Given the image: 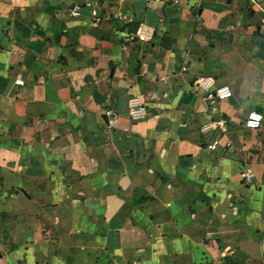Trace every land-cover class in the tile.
I'll use <instances>...</instances> for the list:
<instances>
[{
  "label": "crops",
  "instance_id": "obj_1",
  "mask_svg": "<svg viewBox=\"0 0 264 264\" xmlns=\"http://www.w3.org/2000/svg\"><path fill=\"white\" fill-rule=\"evenodd\" d=\"M86 1L0 0V264H95L104 238L133 229L161 247L145 264H264V0H97L98 21L70 14ZM203 75L233 96L212 104ZM253 110L259 129L245 126ZM219 119L225 130L201 131ZM59 173L101 174L94 203L114 204L96 244H74L29 195L5 197Z\"/></svg>",
  "mask_w": 264,
  "mask_h": 264
},
{
  "label": "rangeland",
  "instance_id": "obj_2",
  "mask_svg": "<svg viewBox=\"0 0 264 264\" xmlns=\"http://www.w3.org/2000/svg\"><path fill=\"white\" fill-rule=\"evenodd\" d=\"M73 176L74 178H72ZM97 177H101V174L81 173L76 176L59 173L52 178L49 175L48 177H41L39 182L42 184V188L40 187L36 190L31 189L24 191L20 189L5 191V197H14L15 199L19 194L29 195V197L33 198L32 203L36 204V206L34 205L37 207L35 210L40 209V214L44 211L48 217L49 214L52 216L55 215L56 220L53 221L52 226L62 232L67 229L68 235L70 234V240L74 244H80L83 239L81 236L82 233H88L90 235L96 233L93 232L95 230L94 221L98 214L103 217L105 215V218H107L109 214L113 213L112 205L114 204V201L111 199L112 196L109 197V199L106 197L107 200L101 208L102 211H100L94 203L96 200L98 201L97 198L99 195L97 188H94L97 185ZM27 181L34 183L33 177H28ZM71 181L77 183H71ZM49 182L56 184L53 189L52 187H48ZM62 185L64 186L62 187ZM101 196L103 197V195ZM99 198L101 199V197ZM26 210L27 212L28 210L32 212L35 211L32 207H27ZM84 219H88L89 225L86 223L85 226V223L81 222V220ZM46 220L48 221L49 218ZM47 224L48 223H46V225ZM94 238L95 237L91 235V239L89 240L94 242L96 241ZM104 239L106 240V250L101 253L103 256H100L97 251H94L95 253L92 254L93 256H90L93 258L92 261L95 264L102 261H105L106 264H117L119 262L145 264L147 261H161L162 259V254L156 252V250L161 247L158 246L157 248H154L156 249L154 251L155 253H152L150 250L152 244L149 243L148 239L144 238L136 229L130 230V236L119 238L118 245H115V240L113 238ZM64 240L65 239L61 237H57L54 241H56L57 245H62ZM94 244L96 243L94 242ZM83 261H81V264H84Z\"/></svg>",
  "mask_w": 264,
  "mask_h": 264
},
{
  "label": "built area",
  "instance_id": "obj_3",
  "mask_svg": "<svg viewBox=\"0 0 264 264\" xmlns=\"http://www.w3.org/2000/svg\"><path fill=\"white\" fill-rule=\"evenodd\" d=\"M200 1V0H196ZM252 2V0H246ZM82 6H85L91 10V13L95 19V21L99 20V13L97 9V0H87L83 5L82 4H75L73 5L69 12L73 16H81ZM152 32V27L149 25H142L141 28L137 31V36L139 40H147L150 37ZM197 85L204 91L205 97L209 100L212 104L216 103L218 100H224L233 96V91L228 85H220L215 86L214 79L209 76H201L197 81ZM128 108H129V115L133 120H141L144 119L146 116V105L145 100L142 95H133L128 99ZM263 121V115L259 111L253 110L251 111L246 120L245 126L250 129H259L261 127ZM215 126L219 127L221 130H225L226 121L224 119L213 120L205 123L201 126V131L206 133L213 129ZM219 145L218 140H214L209 143L208 148L210 150L217 149ZM241 178L243 181L250 183L254 181L255 172L254 168L250 163H245L241 169Z\"/></svg>",
  "mask_w": 264,
  "mask_h": 264
}]
</instances>
